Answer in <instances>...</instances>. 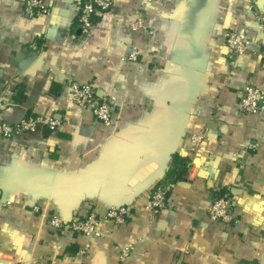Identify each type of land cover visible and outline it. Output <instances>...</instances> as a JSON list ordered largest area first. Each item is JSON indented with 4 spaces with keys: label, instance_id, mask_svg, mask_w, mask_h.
I'll return each mask as SVG.
<instances>
[{
    "label": "crops",
    "instance_id": "obj_1",
    "mask_svg": "<svg viewBox=\"0 0 264 264\" xmlns=\"http://www.w3.org/2000/svg\"><path fill=\"white\" fill-rule=\"evenodd\" d=\"M25 1L0 0V121L63 125L0 136V264H264V115L239 107L247 88L264 90V0H113L85 38L77 0H47L52 13L36 18ZM232 30L248 39L240 58L226 43ZM68 79L112 94L115 122L72 104ZM176 156L188 170L166 208L150 211ZM225 192L230 224L208 215ZM119 205L128 221L101 223L97 237L48 226L53 214Z\"/></svg>",
    "mask_w": 264,
    "mask_h": 264
},
{
    "label": "built area",
    "instance_id": "obj_2",
    "mask_svg": "<svg viewBox=\"0 0 264 264\" xmlns=\"http://www.w3.org/2000/svg\"><path fill=\"white\" fill-rule=\"evenodd\" d=\"M148 2L154 0H146ZM113 5V0H77L76 22L80 37H87L94 27V16L99 12L108 11ZM25 14L28 18L50 15L52 6L47 0H26ZM136 20L130 25L131 30L140 32L145 27L146 17L142 9H137ZM259 28L264 38V12L259 15ZM226 43L230 49L231 58H240L249 48L246 34L237 31L226 33ZM37 48L35 44L32 45ZM138 53L130 55L131 60H136ZM69 89L70 100L75 106L90 110L94 117L105 125H112L116 120L115 99L112 94L98 95L94 83L80 82L73 79L66 81ZM240 111L246 114L264 115V90L252 86L244 91L239 103ZM63 121L58 116L44 117L42 115H26L17 123L0 121V136L5 139L16 138L24 133L36 132L41 126L51 131L60 129ZM204 136L194 137L198 143H202ZM256 147V145H252ZM172 185L156 187L149 197L146 208L150 211H162L167 206L168 196ZM34 212L39 208L34 207ZM210 219L223 224H230L234 219L233 199L228 192L214 197L208 209ZM131 216V211L126 205L112 206L104 212L89 210L82 215H76L69 220L58 215H50L48 226L55 232H72L85 237H97L100 235L101 223L110 221L115 227L124 225ZM87 248L81 249V254H86Z\"/></svg>",
    "mask_w": 264,
    "mask_h": 264
},
{
    "label": "trees",
    "instance_id": "obj_3",
    "mask_svg": "<svg viewBox=\"0 0 264 264\" xmlns=\"http://www.w3.org/2000/svg\"><path fill=\"white\" fill-rule=\"evenodd\" d=\"M174 164L175 166L169 170L166 178L160 182V185H173L175 182L181 180L183 178L184 173L188 170V165L185 160L180 159L179 157L174 158Z\"/></svg>",
    "mask_w": 264,
    "mask_h": 264
}]
</instances>
